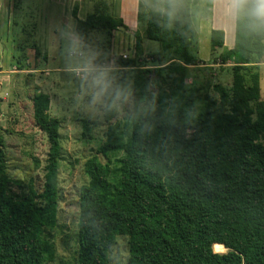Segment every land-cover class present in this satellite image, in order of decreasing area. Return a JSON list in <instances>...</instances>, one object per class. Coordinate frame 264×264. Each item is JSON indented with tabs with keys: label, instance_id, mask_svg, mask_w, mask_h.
Instances as JSON below:
<instances>
[{
	"label": "trees",
	"instance_id": "trees-1",
	"mask_svg": "<svg viewBox=\"0 0 264 264\" xmlns=\"http://www.w3.org/2000/svg\"><path fill=\"white\" fill-rule=\"evenodd\" d=\"M199 1L138 0L134 49L141 53L143 40L159 44L160 52L149 56L154 69L142 72L135 58L114 65L133 73L134 91H144L146 78H156L158 87L154 96L144 92L145 107L129 117L127 131L106 133L96 153L105 163L96 156L85 164L77 264H109L119 237L127 239L128 264H264V145L256 120L264 35L234 20V45L217 59L230 65V88L215 85L218 99L198 98L203 111L187 116L186 70L199 65L191 52L197 35L191 9ZM161 3L174 5L171 16L159 10ZM77 12L76 5L75 31L86 45L91 32L113 37L124 28L105 9L84 20ZM210 47L223 48L221 31L211 32ZM31 107L34 127L49 146L43 185L40 192L29 187L20 199L13 190L20 182L0 163V264H51L56 255L51 231L59 202L60 123L49 115L48 95H35ZM106 113L108 122L115 115L108 101Z\"/></svg>",
	"mask_w": 264,
	"mask_h": 264
},
{
	"label": "rangeland",
	"instance_id": "rangeland-1",
	"mask_svg": "<svg viewBox=\"0 0 264 264\" xmlns=\"http://www.w3.org/2000/svg\"><path fill=\"white\" fill-rule=\"evenodd\" d=\"M2 1L9 8L10 25L0 29L3 42L0 46V163L9 178L20 182V187L13 188L20 199L28 195L29 187L41 191L49 146L46 136L34 127L31 104L35 95H48L49 115L60 123L61 145L57 223L51 231L56 255L51 264H77L79 191L88 182L85 164L96 156L105 163L96 153L105 142L106 133L127 131L129 117L145 107L144 92L154 96L152 92L158 87L157 79L152 77L146 78L142 93L134 91L133 73L116 69L114 64L125 56L135 58L142 72L153 70L149 56L157 55L160 47L143 40V52H135L138 0H70L69 7L77 5L83 20L98 7L126 22L113 37L104 32L89 34L87 45L95 53L96 62L110 67L115 85L127 89L123 97L117 98L114 88L94 98L81 70L82 60L65 52L61 29L70 25L75 30V19L70 18V11L65 12L66 0L63 3L61 0H21L17 7ZM220 1L200 0L191 9L197 32L191 52L197 56L199 65L186 70L191 98L187 116L203 111L198 98L208 95L218 99L215 85L226 89L231 85L230 67L220 65L217 60L224 51L211 52L207 29L223 20ZM230 35L231 26L228 41ZM259 73L260 103L256 120L261 131L260 143L264 145V65L259 67ZM107 101L115 113L108 122L105 119ZM109 264H128L126 238L116 239L109 253Z\"/></svg>",
	"mask_w": 264,
	"mask_h": 264
},
{
	"label": "clouds",
	"instance_id": "clouds-1",
	"mask_svg": "<svg viewBox=\"0 0 264 264\" xmlns=\"http://www.w3.org/2000/svg\"><path fill=\"white\" fill-rule=\"evenodd\" d=\"M161 12L171 16L174 5L161 3L158 5ZM222 15L237 24L243 25L250 33L264 35V0H226L219 9ZM65 52L69 57H79L82 60L81 70L94 98L102 96L110 89L116 90L117 98L125 96L127 89L118 87L114 83L113 70L96 62V55L86 45L83 38L72 26L61 29Z\"/></svg>",
	"mask_w": 264,
	"mask_h": 264
},
{
	"label": "crops",
	"instance_id": "crops-1",
	"mask_svg": "<svg viewBox=\"0 0 264 264\" xmlns=\"http://www.w3.org/2000/svg\"><path fill=\"white\" fill-rule=\"evenodd\" d=\"M65 0H61L60 3H63ZM75 1V0H73ZM78 1V0H77ZM69 2L71 3L70 0H66V4L68 5V8L67 6L65 7V12L67 13L68 11H70L71 15H70V18L74 20L73 16H72V12H73V7H69ZM226 2V0H221L220 1V4L223 5L224 3ZM0 3L2 4L3 1L0 0ZM79 11V10H78ZM9 12V8H6L4 6V4L0 5V29L1 28H4V27H9L10 24H8V13ZM8 13V14H7ZM5 14H7V17H3L5 16ZM77 19L79 20H83L81 18L80 15H78V12H77ZM123 21V19H122ZM234 20H231V23H230V19L227 18L225 15H223V20H221V23H216L217 26L215 27V25L212 27V26H209L207 29H208V35H209V41H210V36H211V32L213 30H218V31H221L223 33V48L221 49L222 52L224 51V53L226 51H228L229 49H231L234 45V26L232 27V24H233ZM76 23V21H75ZM124 25H126V22L123 21ZM231 26V35L229 37V41H228V29L230 28ZM214 28V29H213ZM220 29V30H219ZM230 32V30H229ZM207 33V32H206ZM228 43V44H227ZM3 42L1 41V37H0V46H2ZM142 52H143V49H142ZM144 54V53H143ZM227 67H230V65H226ZM225 66V67H226ZM1 67V66H0ZM211 67V66H210ZM194 68V67H193ZM190 69V68H189ZM0 74H2V71L0 72Z\"/></svg>",
	"mask_w": 264,
	"mask_h": 264
},
{
	"label": "built area",
	"instance_id": "built-area-1",
	"mask_svg": "<svg viewBox=\"0 0 264 264\" xmlns=\"http://www.w3.org/2000/svg\"><path fill=\"white\" fill-rule=\"evenodd\" d=\"M123 58H124V59H126V57H125V56H124Z\"/></svg>",
	"mask_w": 264,
	"mask_h": 264
}]
</instances>
